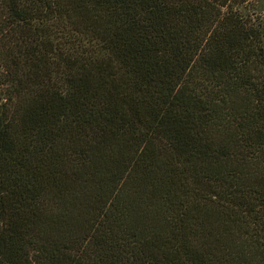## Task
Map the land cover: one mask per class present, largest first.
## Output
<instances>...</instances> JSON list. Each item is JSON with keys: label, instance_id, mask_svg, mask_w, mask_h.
Masks as SVG:
<instances>
[{"label": "trees", "instance_id": "obj_1", "mask_svg": "<svg viewBox=\"0 0 264 264\" xmlns=\"http://www.w3.org/2000/svg\"><path fill=\"white\" fill-rule=\"evenodd\" d=\"M0 264H264L262 0H0Z\"/></svg>", "mask_w": 264, "mask_h": 264}, {"label": "rangeland", "instance_id": "obj_2", "mask_svg": "<svg viewBox=\"0 0 264 264\" xmlns=\"http://www.w3.org/2000/svg\"><path fill=\"white\" fill-rule=\"evenodd\" d=\"M262 2L264 3V0H262Z\"/></svg>", "mask_w": 264, "mask_h": 264}]
</instances>
